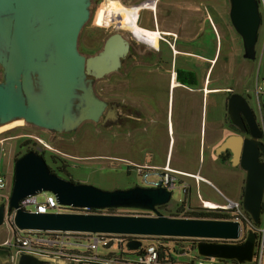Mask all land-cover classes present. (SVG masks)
Here are the masks:
<instances>
[{
	"label": "water",
	"instance_id": "water-1",
	"mask_svg": "<svg viewBox=\"0 0 264 264\" xmlns=\"http://www.w3.org/2000/svg\"><path fill=\"white\" fill-rule=\"evenodd\" d=\"M134 4L141 0H124ZM230 17L242 37L244 58L255 61L263 25L258 0H229ZM95 0H0V129L15 122L45 131L54 138H74L81 128L93 124L98 131L130 135L144 128L147 118L131 104L105 99L97 84L110 76L124 75L134 64L144 62L125 32L109 35L94 54L80 50V37L91 21ZM263 136V132L261 131ZM260 137V138H261ZM241 153L239 137L228 139L221 150L234 146ZM258 136L252 132L241 168L247 173L243 206L259 224L263 208L264 163L259 162ZM256 153V154H254ZM235 162H239L238 156ZM52 194L62 207L98 210L87 214H41L26 211L22 201ZM174 191L158 180L152 186L105 191L75 183L52 172L45 157L29 151L14 163L8 202L0 205V228L15 212L13 226L19 231L107 234L140 238L199 240L200 257L250 264L257 237L241 239L243 227L232 219H197L164 216ZM140 210L152 215L111 214L107 210ZM222 211V210H221ZM224 211V210H223ZM142 241L127 244L129 251L142 248ZM15 259L10 249L0 248V263ZM17 264H55L53 260L21 254Z\"/></svg>",
	"mask_w": 264,
	"mask_h": 264
},
{
	"label": "rangeland",
	"instance_id": "rangeland-1",
	"mask_svg": "<svg viewBox=\"0 0 264 264\" xmlns=\"http://www.w3.org/2000/svg\"><path fill=\"white\" fill-rule=\"evenodd\" d=\"M145 1L147 0L128 4L123 0H95L92 19L83 30L80 37L79 46L81 52L92 54L99 51L105 39L117 31L125 32L133 40L137 37L146 43L153 41V38L147 36V34L138 32L136 28L129 26L127 22L126 16L129 13L137 14V12L142 9V3ZM180 1L185 2L188 0H162L161 10L163 7L166 9L164 3L171 4ZM118 2L122 3V7ZM195 4V7L199 8V0H196ZM224 6L221 4L220 7L224 12L221 13L219 17L218 14L214 17V22L220 29L222 35L223 45L221 57L218 63L214 65V73L216 76H219V79H222L221 86L227 87L230 82H232L234 90H241V87L244 86L245 92L249 96V108L254 113L258 125L263 127L264 108L260 106L256 91L257 86L261 85L264 80V57H261V48L264 42V26L261 28L259 34L257 58L253 62L247 61L244 58L243 49L239 45L237 34L231 26L230 7L227 2ZM133 17L135 19V15H133ZM199 20L201 25H203L204 20L201 15ZM151 21V15L145 12L143 26L151 28ZM210 53L208 56H210ZM245 68L247 69L246 73H243ZM131 80V72H128L123 78L118 75H112L108 79L97 84V92L103 98L116 100L121 95V90L124 89V96L126 98H131ZM222 98L225 99V96H222ZM230 108L232 116L238 121L237 114L239 109L242 108L239 97L235 96L231 99ZM217 113L218 119H220L224 113V123L226 124L228 116L223 112L221 106H219ZM236 124H238V122H236ZM223 127L222 125L221 128V124L216 127L217 132L221 129L225 132L226 127L225 129H223ZM260 139V142L263 143L264 137L262 136ZM27 142H29V144L25 146ZM29 151L40 152L54 171H57L58 167H61V163H66L68 172L72 175L73 182L75 183L92 185L105 191L128 189L135 185L144 184V176L141 177L138 175L136 169L131 166L134 162V153H132L131 149L130 136H117L100 132L93 124L87 123L74 138H54L51 134L29 127L24 123L20 126L10 124L0 129V175H3L8 182L7 191L0 192V205L8 202L10 198L15 160ZM177 155L178 153L175 155V158H178ZM208 155L212 157L211 154ZM161 158L162 156L159 155V160ZM207 163L208 164L205 165L202 171V176L209 179L212 184L202 182L199 184V188L193 187L190 191L186 189L184 191L183 186L176 181V189L174 190L172 200L169 205L161 211L164 216L170 217L176 215L177 210L186 198V211H188V209L199 210V212L203 211L205 209L203 200H208L225 207L230 205L228 199L237 203H242L243 187L245 186L247 173L238 165L233 167L215 162L212 166L208 167L211 164V160H207ZM130 167L132 168L129 172ZM158 180L159 175L151 172L148 181L155 183ZM261 189H264V185L261 186ZM186 192H188L187 196ZM44 199V194L39 195L38 200L40 203H42ZM32 208L33 207H30L29 210ZM116 213L132 214L136 213V211L120 209L117 210ZM182 215L179 216L183 217ZM227 215L231 216L232 212H229ZM10 217L11 215L8 213L7 223L0 228V245L12 237V229H15ZM160 239L162 238H147L142 241L143 247L145 244H154L157 247L160 245L167 246L171 249L172 256L179 264H199V261L210 264L211 262L208 259L206 260L200 257L198 251L191 248V246H195L196 248L193 241L175 243L173 241L168 242ZM119 240L120 239H116L113 241L110 251L102 250L100 254L105 256L110 252L112 255L110 254L111 256H109L114 263H120L123 259L130 260L131 258H129L128 255L117 254L118 246L121 243ZM81 250L85 251V248ZM211 260L215 264H224L219 260ZM10 264H17V260L15 259V261ZM56 264L71 263L69 261H64L57 262Z\"/></svg>",
	"mask_w": 264,
	"mask_h": 264
},
{
	"label": "flooded vegetation",
	"instance_id": "flooded-vegetation-1",
	"mask_svg": "<svg viewBox=\"0 0 264 264\" xmlns=\"http://www.w3.org/2000/svg\"><path fill=\"white\" fill-rule=\"evenodd\" d=\"M155 1L153 9L150 10L152 30H146L153 33V41L146 43L135 36L136 39L133 40L141 54L149 52L148 57L144 62L134 64L124 75L115 74L122 78L128 72L132 74L131 98H126L124 89H122L121 95L116 100L138 108L147 118L144 128L137 129L130 135H117L131 137L134 168L138 175L144 176L142 186L145 187L153 184L148 181L151 172L162 173L166 169L173 171L172 177L176 185V181L182 184V180L175 173L185 174L199 171V140L203 129L202 109L204 105L211 106L212 99L219 93L220 82L219 76L214 73L213 60L199 57V8L195 7L196 1L193 3H185L186 1L164 3L166 9L163 7L162 10V0ZM226 2L231 11L230 1L226 0ZM118 3L122 7V3ZM170 11L178 12L173 21ZM231 26L237 34L244 54L243 39L236 32L233 24ZM263 26L264 21L261 28ZM187 29H192L193 39L185 37ZM212 46L211 44L207 51H211ZM246 70L245 68L243 73H246ZM228 86L225 91L228 121L224 124L227 136L222 143H225L227 139L239 137L242 142L241 153L237 154L233 146L212 155L214 158L217 157L223 165L241 167L242 159L246 155L245 149L250 146L246 141L252 139V132H254L258 136L255 143L260 144L262 133L247 99L235 94L232 82L228 83ZM235 96L239 97L242 106L237 114L238 121L232 116L230 108V101ZM173 146L178 149V158H174L171 163L169 152ZM259 151L260 153H257L259 162L264 163V153L261 147ZM159 155L162 156L160 160ZM236 156L239 158L238 163L235 162ZM190 181L185 186L186 189L197 187L199 180H196V177ZM187 194L188 192L186 196ZM187 213L198 215L206 213L216 217L223 215L219 210L212 209H204L200 212L193 209L184 214Z\"/></svg>",
	"mask_w": 264,
	"mask_h": 264
},
{
	"label": "built area",
	"instance_id": "built-area-1",
	"mask_svg": "<svg viewBox=\"0 0 264 264\" xmlns=\"http://www.w3.org/2000/svg\"><path fill=\"white\" fill-rule=\"evenodd\" d=\"M260 6V13L264 21V0H258ZM261 57H264V42L261 48ZM257 96L262 108H264V80L261 85L257 86ZM264 137V125L262 127ZM264 144V142H263ZM173 171L166 169L159 174V180L163 182V186L169 190L174 191L176 185L172 175ZM176 175H183L175 173ZM157 182V181H156ZM8 189V182L3 175H0V192H5ZM45 199L42 203L39 202V196L28 197L22 201V208L26 211H32L41 214L48 213H75L87 214L93 210L88 209H75L71 207H62L59 205L56 197L52 194H44ZM205 204V203H204ZM228 207L216 206V208H209L204 206L205 209L212 210H230L232 211V220L238 221L242 224L243 232L240 243L244 242V238L250 233L257 235V247L255 250L254 260L250 264H263L264 263V199L260 223L257 224L254 219L245 211L242 203L230 202ZM30 207H33L29 210ZM100 212L98 210H94ZM138 215L153 214L147 211L133 210ZM188 211H192L188 209ZM106 212V211H103ZM15 212L11 215L13 222ZM182 216H185L183 213ZM12 237L4 241L0 248L10 249L14 259L18 260L21 254H29L40 257L42 259H50L54 262L69 261L71 264H112L114 263L109 258L110 252L103 256L100 251H110L112 243L116 239L123 245V250L118 246V252L133 253V262L131 264H158L159 255L158 247L154 244H145V246L135 252L127 249L128 242L126 238L133 236H117L107 234H84V233H69V232H40V231H19L16 228L12 229ZM140 238V237H133ZM139 241V240H137ZM120 243V245H121ZM85 248V251L81 249ZM135 254V255H134ZM208 259V258H204ZM210 264H215L211 259ZM216 260V259H215ZM199 264H205L199 261Z\"/></svg>",
	"mask_w": 264,
	"mask_h": 264
},
{
	"label": "crops",
	"instance_id": "crops-1",
	"mask_svg": "<svg viewBox=\"0 0 264 264\" xmlns=\"http://www.w3.org/2000/svg\"><path fill=\"white\" fill-rule=\"evenodd\" d=\"M193 1H196V0H188L185 3H193ZM225 1L226 0H199V17L201 15V17L204 20L203 25H201L200 20H199V57L212 59L213 65H215L216 61L218 63V61L221 57L222 48H223L222 35L220 32V29L218 28V26L214 22V17H216L217 14L219 17V15L224 12L221 10L220 7H221V4H223V6L225 5V3H226ZM155 2H156L155 0H147V1L143 2L142 3L143 4L142 9L139 10L135 16L136 24L139 27H142L143 29L148 30V31H151L152 28H146L143 26V17H144L145 12H148L149 14L151 13L150 10L153 9ZM177 14H178V12H176V11H170V15L173 17L172 21ZM169 31H173V30H169ZM192 32H193L192 29H187L185 31V33H186L185 37H187V39H193L192 36L194 34ZM211 44L213 45L211 48V51H207V49L210 47ZM207 53L208 54L210 53V56H208ZM221 84H222V79H220V82L218 85V92L219 93H217L218 94L217 97H214L212 99L211 106H209L207 104V105H204V107L202 109V116H203L202 128L203 129H202L201 138L199 140L200 141L199 171L193 172V173L186 172L183 175H177L182 180L181 185L183 186L184 191L186 189L185 186L187 184H189V182H191L190 180L194 179L195 177H196V180H199V183H197V188H199V184L202 182L207 183V184H212L209 179L202 176V171L204 170L205 165L208 164L207 160H211V164L208 167L212 166L213 163H215V162L220 164L217 157L214 158V156L212 154L213 153H221V147L224 144V143H222V141L227 136L226 131L224 132V130L221 129L219 132H217V128H216L220 124H221V128H222V125L224 126V124H225L224 123V113L220 119H218V117H217L218 116L217 111H218L219 106H221L223 108V112H225L226 114L228 113L227 97H226L225 91L228 89L229 86L224 87V86H221ZM234 92L237 96H244L247 99V101L249 102V96L245 92L244 86L241 87V90H235ZM256 93H257V91H256ZM222 96L223 97L225 96V99H223ZM227 116H228V114H227ZM223 129H225V127H223ZM261 131H262V127H261ZM223 132H224V134H223ZM234 142H235V139L233 141V144H234ZM235 147H236V145L234 144V148ZM177 151H178V149H175V146L171 147V150L169 152V160L171 163L174 160L175 155L177 154ZM208 154H211L212 157H210ZM177 162H178V160H177ZM131 166L134 167V163ZM233 167H235V166H233ZM238 169H240V168H238ZM155 174L159 175L160 173H155ZM183 177L188 178V179H184ZM186 190L190 191V188H187ZM206 202L215 204L216 206L217 205L222 206L220 204H216V203H213V202L208 201V200H203V203H205V205H206ZM228 202L229 203L230 202L231 203L232 202L237 203L231 199H228ZM117 254L120 255L121 254L120 251L118 252V250H117ZM122 254H124V252H122ZM125 254L128 255V253H126V252H125ZM128 257L131 259L130 260L129 259H123L124 261L121 260L120 263L115 262L112 264H128V263L131 264L130 262H133V258H132L133 256L128 255Z\"/></svg>",
	"mask_w": 264,
	"mask_h": 264
},
{
	"label": "trees",
	"instance_id": "trees-1",
	"mask_svg": "<svg viewBox=\"0 0 264 264\" xmlns=\"http://www.w3.org/2000/svg\"><path fill=\"white\" fill-rule=\"evenodd\" d=\"M29 144V142L26 143L25 146H27ZM22 157V156H21ZM20 157H18L17 159H19ZM16 159V160H17ZM15 160V161H16ZM51 168V167H50ZM132 167L129 168V172H130V169ZM52 172L53 173H57V175L63 177V178H68L69 180L73 181L72 179V175L68 172V166L66 165V163H61V167H58L57 171H54L52 168H51ZM244 193H245V186L243 187V195H242V203H243V199H244ZM187 200V198H186ZM184 201L182 203V205L180 206V208L177 210V213L176 215H172V216H177V217H180L179 215H182L183 213H186L187 211L185 210V207H186V204H187V201ZM244 207V206H243ZM164 208H166V206L164 207H161L160 209L163 210ZM193 210V209H192ZM94 213H98L97 211H92ZM107 213H111V214H116L117 210H107L106 211ZM219 212L223 213V215H221V217H216L214 215H211V214H206V213H199L196 214V213H187L185 214V218H197V219H232L231 216L227 215L228 212L226 211H221L219 210ZM247 212V211H246ZM13 212H9V215H12ZM248 213V212H247ZM248 215H250L248 213ZM251 216V215H250ZM252 217V216H251ZM254 234V233H253ZM256 235V234H254ZM257 237V235H256ZM248 236H246L244 238V242L247 240ZM145 239L147 238H133V237H128L126 238V241L129 243L131 241H144ZM160 240H166V241H173V242H184V241H193L194 244L197 246L198 243H200L201 241L199 240H187V239H168V238H162ZM119 248L121 250H123V245H119ZM192 249H196L195 246H191ZM112 255V254H111ZM110 255V256H111ZM121 255H126L125 253L124 254H121ZM128 255L132 256L133 253H128ZM135 255V254H134ZM158 255H159V260H158V264H179L175 258L172 256V253H171V249L167 246H164V245H160L158 246ZM109 256V258H110ZM221 263H224V264H239L237 261H225V260H219Z\"/></svg>",
	"mask_w": 264,
	"mask_h": 264
},
{
	"label": "bare ground",
	"instance_id": "bare-ground-1",
	"mask_svg": "<svg viewBox=\"0 0 264 264\" xmlns=\"http://www.w3.org/2000/svg\"><path fill=\"white\" fill-rule=\"evenodd\" d=\"M133 15L136 16V14H131V13H129V14L126 16V17H127V20H128L127 22H128V24H129V26L134 27V28H136V29L138 30V32H142L143 34H147V36L153 38V37H154L153 33L151 34V33H149L148 31H146V30H144V29H141V28H139V27L137 26V24H136V22H135V19H134ZM125 21H126V20H125ZM12 124L17 125V126H20V125L23 124V122H15V123H12ZM206 207H209V208H216V205H215V204H212V203H208V202H206Z\"/></svg>",
	"mask_w": 264,
	"mask_h": 264
}]
</instances>
